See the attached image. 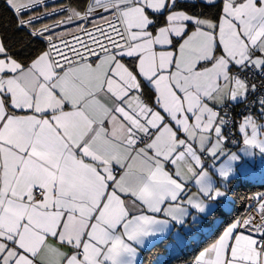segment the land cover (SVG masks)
I'll return each mask as SVG.
<instances>
[{
	"label": "snow or ice",
	"instance_id": "1",
	"mask_svg": "<svg viewBox=\"0 0 264 264\" xmlns=\"http://www.w3.org/2000/svg\"><path fill=\"white\" fill-rule=\"evenodd\" d=\"M4 3L16 29L47 47L25 62L0 35V264H136L134 245L168 225L146 211L180 224L190 214L171 203L185 180L199 186L187 205L213 215L227 191L214 188L198 151L215 155L224 139L227 113L217 109L264 89L245 75L264 76V0H221L218 20L178 0H93L67 22L95 13L104 26H77L86 39L73 34L72 45L59 46L46 33L65 21L33 29L37 17L23 18L43 0ZM146 9L168 13L155 34ZM258 99L264 117V92ZM248 126L245 144L264 152L251 116L241 131ZM211 131L217 139L207 148ZM194 264H264V203L258 218L234 220Z\"/></svg>",
	"mask_w": 264,
	"mask_h": 264
},
{
	"label": "trees",
	"instance_id": "2",
	"mask_svg": "<svg viewBox=\"0 0 264 264\" xmlns=\"http://www.w3.org/2000/svg\"><path fill=\"white\" fill-rule=\"evenodd\" d=\"M64 1H66L69 6H73L80 11L85 8L88 2V0ZM50 5H52V3L27 10L23 13V18L39 14L43 11L40 10L41 7ZM178 8H183L190 13H203V16L208 15L211 18L216 19L220 15L221 4L220 2L208 4L200 1H178ZM54 16L34 21L33 29H40L37 27L39 23L48 19H53ZM152 17L157 21L156 26L163 22V15H152ZM47 34L48 33H46V35ZM0 35L4 37L6 45H11L10 50L14 58L25 62L35 58L36 55H38L47 47L46 42H42L39 39H33L25 30L16 29V17L13 15L11 9L6 6L4 0H0ZM68 38L64 40L69 41ZM53 42L56 43L57 41ZM59 42L56 44L59 45ZM231 105L238 106L239 104ZM259 106L260 103L255 106L256 117H259L257 115ZM242 117L244 116H237L234 124V134L237 138L236 144L232 145L230 143L229 139L225 136L223 129V135L227 138L226 144L232 148H237L241 143L236 131V125ZM223 186L230 197V205L228 207H224L222 204L223 202L221 203L219 201L217 202V210L213 215H210L206 218L202 215L199 220L193 221L190 227L185 231L186 236L189 238V242L184 244V246H182L176 253L167 255L166 257L160 259V255H164L166 253V244L168 242L167 238L145 249L142 252V257L139 264H186L187 261H193L200 249L214 241L230 223L236 219L243 218L247 214L248 210L251 207H254L253 204L248 202V196H252L255 200L257 199L258 192L264 190V178L261 181H257L232 177L228 179ZM220 205H223V207H219Z\"/></svg>",
	"mask_w": 264,
	"mask_h": 264
},
{
	"label": "crops",
	"instance_id": "3",
	"mask_svg": "<svg viewBox=\"0 0 264 264\" xmlns=\"http://www.w3.org/2000/svg\"><path fill=\"white\" fill-rule=\"evenodd\" d=\"M43 1H45V0H43ZM178 1H185V2L200 1V2L205 3L204 0H178ZM22 2H25V0H18V4L22 3ZM92 2H93V0H88L87 4H86V6H85V8L83 10L80 11V10L77 9L78 11H80L81 15H84L86 7L88 6V4H90ZM216 2H220V4H221V0H215V3ZM59 4H62V5L65 4V5L69 6V4L66 1H64V0L63 1L61 0V1L53 2L52 5H50V6L59 5ZM50 6L41 7L40 10L44 11V10L48 9ZM73 8H74L73 6H69V10L68 11H65V12H62V13H59V14L55 15L53 17V19H48L49 21H47V20L46 21H42L41 23H39V25L37 27L41 28L44 25H50L49 22L55 23V22L65 21V23L60 24L61 25L60 29L54 30V31H50L47 34V35H49V34L52 35L54 37L53 41H55V42L57 41L56 43H58L59 40L67 39L69 36H72L73 34H76V33L80 32V31H77V26L83 27V28H87V29L88 28L92 29L93 25L94 24H98V23L101 24V26H103L102 22L100 21L99 16L89 17L88 20L75 19L73 22H70V23L67 22V18L71 14L70 10L73 9ZM145 11H146V14L149 15L150 18H153L152 17L153 13H152L151 10L146 9ZM167 14H168L167 12H165L163 14V22L160 25L156 26L155 29H150V30H152L154 32V34H155V31L158 30V28L160 26L165 25V23H166L165 17H166ZM103 15L105 16V18H110L111 17V14L108 13V12H103ZM219 16L216 19H213V18H211L208 15H204L203 17L211 18L212 20H218ZM89 21H91V22H89ZM61 33H64V35L62 37L60 36ZM69 57L73 58V57H71V54H69ZM127 60H128V58H125V61H127ZM145 92L148 94L149 97H151L152 93L149 92L147 87H145ZM240 103L241 102H239V103L231 102V101H226L225 102V104H240ZM217 110H220V109H217ZM257 112H258L257 115L259 117H256V118L254 116L253 117L255 119L263 118L261 116V105L258 107ZM161 114L164 115V113H161ZM223 129H224V126L222 127V133H223ZM236 130H237V133H238L239 125H236ZM208 135H209V140H208V142H206V147L207 148H211L212 144H214L216 142L217 137L215 136L214 131H211ZM180 136H181V138H183L184 134L180 133ZM239 138H240V136H239ZM223 140L220 142V147L216 150V152L218 150L222 149L224 141H225V140L224 141ZM194 146L196 148H199V143L198 142H194ZM198 155L201 156L203 168L206 169L209 172V175L212 178L214 188L217 187V186H220L221 191H226V189L224 188L223 185L228 179H230L232 177H239V178L249 179V180H259V179H253V178H256V177L248 178L247 177L248 175H246V174H244V176L239 174L237 176H232V177H228V178L225 179V177H222L220 175H216L217 172L214 171L212 169V167H211L214 164L213 163L214 160H215L214 156L216 155V153H215V155H213V153L210 152V151H198ZM189 163H193V166H194V168L197 171L200 170L201 165H195L194 162H192L190 160H189ZM184 170L187 171L186 166H185ZM262 172H264V167H262L261 171H259L257 173V175L259 176V174H261ZM261 178L263 180L264 175H262ZM184 182H185V192L181 194V198L177 202H171V203H178L181 207L188 208V211H189L190 214L186 215L185 217H183V224H180L178 221H173L171 219V217L167 216L163 211H161L160 213H151V212H147L146 211L145 214L155 215V217L157 219H160V220H167L168 221V225L166 226V229H165V231L163 233H157L154 236L145 238V243L142 244V245H134V246L137 247L136 264L140 263L141 257H142V252L145 249H147V248L151 247L152 245L160 242L161 240H164V239H167V238H168V240H167L168 242L166 244V253L164 255H160L161 256V257L159 256L160 259L166 257L167 255L174 254V253H169L171 249L175 250L176 252L179 251V249L182 246H184L182 244H184L186 242L185 241L186 240V234H185L186 229H185V227L186 226H190L193 221L199 220L200 217L203 215V214L202 215H198L196 213L197 211H196L195 208L187 205L188 197H190V196H197L198 197L199 196V186L195 183L194 179L185 180ZM219 183H220V185H219ZM262 197H263V192L262 191L258 192V197L256 199V200H258V204L256 206H254V207H251L248 210L247 214L243 218H247L249 215H255L257 218L259 217L260 205L262 203H264V199H262ZM219 201L221 203L223 202L222 204L224 206H229L230 205L229 204L230 203L229 202L230 201V197H229L228 193H227L226 197L219 198L217 201H214L213 203L217 204V202H219ZM225 201L227 203H225ZM166 206H167V202H166L165 205H162V208L166 207ZM222 232H221V234H222ZM214 241L210 242L209 244L205 245L202 249L199 250V252L196 254L195 258L193 259V264H194L196 258L198 256H200V253L203 252L204 249L208 248ZM181 264H183V263H181Z\"/></svg>",
	"mask_w": 264,
	"mask_h": 264
},
{
	"label": "rangeland",
	"instance_id": "4",
	"mask_svg": "<svg viewBox=\"0 0 264 264\" xmlns=\"http://www.w3.org/2000/svg\"><path fill=\"white\" fill-rule=\"evenodd\" d=\"M49 21V20H47ZM49 24H52V22H49ZM61 26V25H60ZM53 28L51 31L58 30L61 27ZM104 26V25H103ZM83 28V27H82ZM89 31H91V28H88ZM77 34V35H76ZM74 35L79 36L81 39H86L83 35L82 32H78ZM69 44H73V35L69 36L68 38ZM60 45V42H59ZM58 45V46H59ZM69 54V53H68ZM251 116L253 118V121L259 126L257 128V135L256 139L257 141H264V117L255 119L252 115H247ZM244 116L239 120V130H238V137L240 136L241 143L237 148H232L226 144V137H224V144L221 150H218L216 152V155L214 156V164L211 166L214 171H216V175H220V170L223 168V170L228 171V176L225 177H232V176H237L239 174L243 175L246 174L248 175V178L251 177H256L253 179H259L257 181H261L262 178L261 176L264 175V172L257 175L259 171H261L262 167H264V152L261 151L260 147L254 146V145H249L245 144V139H249L252 136V127L248 126L245 131H241V125L244 123V118L247 117ZM237 131V130H236ZM233 155H236L239 157L238 160H231L230 157ZM214 176V175H213ZM215 177V176H214ZM220 188V186H217ZM225 203H227L225 201ZM228 207V206H224ZM197 211V210H196ZM198 215L200 214L198 211L196 212ZM190 226H186L185 229L187 230ZM186 244L189 242V238L186 236ZM182 244V245H184ZM169 253H176L175 250L171 249Z\"/></svg>",
	"mask_w": 264,
	"mask_h": 264
},
{
	"label": "built area",
	"instance_id": "5",
	"mask_svg": "<svg viewBox=\"0 0 264 264\" xmlns=\"http://www.w3.org/2000/svg\"><path fill=\"white\" fill-rule=\"evenodd\" d=\"M56 1H60V0H45L43 1V3L39 5H34L32 8L44 6V5H47V4L56 2ZM53 9H57L58 11L54 12ZM63 9L69 10V6L65 4L53 5V6H50L48 9L42 11L41 13L32 15V16L37 17V19H35L34 21L41 20L47 17L57 15L62 12L68 11V10H63ZM25 11H27V9ZM96 11L101 12L102 10L97 8ZM32 16L25 17L24 19L27 20L29 17H32ZM94 16H95V13L93 14V16H90V17H94ZM57 24L58 22H55V23L50 24V26H54ZM59 26L60 24L53 28H57ZM245 75L248 76V83L250 85L256 84L259 87L261 84H264V76L260 75L258 72L254 74L246 73ZM262 92H264V89L257 91L255 95L249 93V95L247 96V99L244 102H241L238 106H233L231 104H224L222 108H220L219 111H221V115H224L225 113H227V116L225 117L227 119V124L224 125V134L229 139L232 145L237 143V138L234 134V124L237 119V116H246V115L251 114L252 116L256 117L255 116V106L259 103L258 98L261 96ZM262 192H263V197H264V190ZM248 202L250 204H253L254 206L258 204V201L255 200L252 196H248ZM186 264H193V261L192 260L187 261Z\"/></svg>",
	"mask_w": 264,
	"mask_h": 264
}]
</instances>
